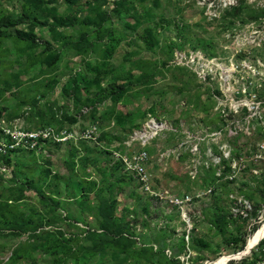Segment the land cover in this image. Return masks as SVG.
I'll return each mask as SVG.
<instances>
[{"label":"rangeland","instance_id":"374dc122","mask_svg":"<svg viewBox=\"0 0 264 264\" xmlns=\"http://www.w3.org/2000/svg\"><path fill=\"white\" fill-rule=\"evenodd\" d=\"M263 219L264 0H0V264H211Z\"/></svg>","mask_w":264,"mask_h":264},{"label":"built area","instance_id":"2783aa9c","mask_svg":"<svg viewBox=\"0 0 264 264\" xmlns=\"http://www.w3.org/2000/svg\"><path fill=\"white\" fill-rule=\"evenodd\" d=\"M149 123H151V122H149ZM134 134H135V137L137 136L141 140H144V139L149 138L150 137L149 135L153 134V133L150 130V133L148 135L146 130H142V131L134 132ZM46 136H47V134H44L43 137H46ZM147 159H148V156H147L146 152L141 151V152L134 153V154L130 155L129 157H124L122 159V161H123L125 170L128 173L132 174L135 177L136 181L140 184L141 190L145 193L151 194L152 191L150 189V186H151L150 180H149L148 175L145 171V164H146ZM170 202L172 204L174 203V204L180 205L181 204L180 202H182V200H179L177 198H171ZM243 208L246 211H249L251 209V206L249 204H247V202H243ZM260 251L264 255V244L260 247Z\"/></svg>","mask_w":264,"mask_h":264},{"label":"bare ground","instance_id":"6f19581e","mask_svg":"<svg viewBox=\"0 0 264 264\" xmlns=\"http://www.w3.org/2000/svg\"><path fill=\"white\" fill-rule=\"evenodd\" d=\"M152 129H155L156 126L153 124L150 126ZM264 238V219L261 222L260 226L252 233V235L247 239L245 247L238 252L237 254L220 256L212 261L211 264H226L228 258L232 256L234 259L240 258L247 255L262 239ZM249 250V252H246Z\"/></svg>","mask_w":264,"mask_h":264},{"label":"trees","instance_id":"16d2710c","mask_svg":"<svg viewBox=\"0 0 264 264\" xmlns=\"http://www.w3.org/2000/svg\"><path fill=\"white\" fill-rule=\"evenodd\" d=\"M20 21H21V20L17 19V20H15V21L8 20L7 22H8L9 25H11V26H15V25H17L18 23H20ZM21 35H24V37H29L28 34H21ZM21 35H20V36H21ZM21 37H22V36H21ZM243 248H244V247L241 246L240 250H242ZM227 264H232V262L230 261V262H228Z\"/></svg>","mask_w":264,"mask_h":264},{"label":"water","instance_id":"95a60500","mask_svg":"<svg viewBox=\"0 0 264 264\" xmlns=\"http://www.w3.org/2000/svg\"><path fill=\"white\" fill-rule=\"evenodd\" d=\"M246 252H249V250H247ZM231 260H234L232 256H230L227 261H231Z\"/></svg>","mask_w":264,"mask_h":264}]
</instances>
